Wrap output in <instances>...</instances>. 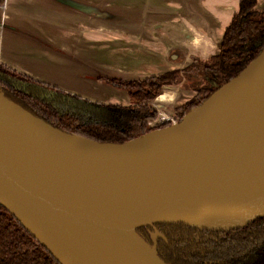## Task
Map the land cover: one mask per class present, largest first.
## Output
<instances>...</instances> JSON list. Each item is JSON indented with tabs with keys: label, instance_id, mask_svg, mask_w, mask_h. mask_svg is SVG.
I'll use <instances>...</instances> for the list:
<instances>
[{
	"label": "water",
	"instance_id": "water-1",
	"mask_svg": "<svg viewBox=\"0 0 264 264\" xmlns=\"http://www.w3.org/2000/svg\"><path fill=\"white\" fill-rule=\"evenodd\" d=\"M264 101V49L180 121L122 143L98 142L41 121L67 140L27 150L0 138V205L59 264H167L138 233L154 225L227 231L264 217V114L251 132V98ZM243 186L208 174L212 154ZM192 178L186 181V177Z\"/></svg>",
	"mask_w": 264,
	"mask_h": 264
},
{
	"label": "crops",
	"instance_id": "crops-1",
	"mask_svg": "<svg viewBox=\"0 0 264 264\" xmlns=\"http://www.w3.org/2000/svg\"><path fill=\"white\" fill-rule=\"evenodd\" d=\"M240 1L0 0V63L91 101L127 105V92L109 80L142 79L208 59ZM255 1L264 11V0ZM62 77L77 85L61 86ZM160 93L165 118L173 102L191 95L171 85Z\"/></svg>",
	"mask_w": 264,
	"mask_h": 264
},
{
	"label": "trees",
	"instance_id": "trees-1",
	"mask_svg": "<svg viewBox=\"0 0 264 264\" xmlns=\"http://www.w3.org/2000/svg\"><path fill=\"white\" fill-rule=\"evenodd\" d=\"M255 0H241L224 30L218 51L181 69L137 80H109L124 88L129 105L84 99L21 74L0 63V94L46 124L98 142L122 143L171 125L155 123L152 104L165 86L190 91L170 109L176 122L235 77L264 49V11ZM118 81V82H116ZM167 264H264V217L235 231L200 232L182 225L137 229ZM0 264H59L16 218L0 205Z\"/></svg>",
	"mask_w": 264,
	"mask_h": 264
},
{
	"label": "bare ground",
	"instance_id": "bare-ground-1",
	"mask_svg": "<svg viewBox=\"0 0 264 264\" xmlns=\"http://www.w3.org/2000/svg\"><path fill=\"white\" fill-rule=\"evenodd\" d=\"M0 107L8 110L14 109L12 105L0 100ZM264 114V101L258 95L254 94L251 98V114H250V128L254 135H257L260 130V120ZM0 138L10 145L17 146L18 149L22 147L27 150L34 148H45L50 150L54 147L70 141L71 144L76 142L87 143L86 140L78 139L75 137H64L57 131L45 126L41 121L28 116L23 112H12L6 124L4 125ZM212 154L211 167L208 174L218 180L224 182L226 187L234 190H239L243 186L242 176L239 170H230L228 165H223L221 154L214 146L209 147ZM192 178V174L186 177V181ZM136 264V263H130Z\"/></svg>",
	"mask_w": 264,
	"mask_h": 264
},
{
	"label": "flooded vegetation",
	"instance_id": "flooded-vegetation-1",
	"mask_svg": "<svg viewBox=\"0 0 264 264\" xmlns=\"http://www.w3.org/2000/svg\"><path fill=\"white\" fill-rule=\"evenodd\" d=\"M194 60V59H193ZM192 60V61H193ZM116 82H118V81H116ZM111 83V82H110ZM113 83H115V81L113 82ZM112 83V84H113ZM115 86H117V87H120L119 85H115ZM120 88H122V87H120ZM124 89V88H123ZM164 89V88H163ZM162 89V90H163ZM125 90V89H124ZM161 90V91H162ZM126 91V90H125ZM160 91V92H161ZM158 93L155 97H154V99H153V101H152V104H153V106L155 107V109L157 110V112L159 113V117H158V119L156 120V122L155 123H157V124H160V123H163V122H166V121H171V123L173 124V123H176V120L172 117V115H171V112H170V109L172 108V106H170L169 107V109L168 110H166L167 112H168V114H169V117L168 118H165L164 116H162V109H161V107H160V105H159V102L157 101V99L158 98H160V96H162V94L161 93ZM190 92V91H189ZM190 94H191V92H190ZM189 98V97H188ZM187 98H185L184 100H186ZM184 100H182V101H179V102H177V103H181V102H183ZM176 103V104H177ZM105 104H112V103H105ZM127 105H129V104H127ZM173 105H175V104H173ZM155 226V225H154ZM242 228V227H241ZM238 229H240V228H238ZM194 230H196V229H194ZM235 230H237V229H234V230H227V231H235ZM197 231H199V230H197ZM200 232H212V231H200ZM214 232H217V233H219V235L218 236H216V237H208L207 238V240H209V241H216L219 237L221 238V234H223V233H225L226 231H214Z\"/></svg>",
	"mask_w": 264,
	"mask_h": 264
},
{
	"label": "rangeland",
	"instance_id": "rangeland-1",
	"mask_svg": "<svg viewBox=\"0 0 264 264\" xmlns=\"http://www.w3.org/2000/svg\"><path fill=\"white\" fill-rule=\"evenodd\" d=\"M143 79V78H142ZM59 84V83H58ZM51 85H53V86H56V85H54V84H51ZM61 86H67V87H73V86H75V85H77L74 81H71L70 80V78L69 77H62V81H61V84H60ZM78 86H79V84H78ZM57 88H58V86H56ZM180 87V86H179ZM60 89V88H59ZM62 90V89H61ZM113 93V92H112ZM112 93H110L109 91H101L100 92V94L101 95H104V97H106V99H108V100H110V101H114L115 99V96H113V94ZM112 94V95H111ZM77 95V94H76ZM78 96V95H77ZM81 97V96H80ZM83 98V97H82ZM84 99H86V98H84ZM89 100V99H88ZM182 100H184V99H182ZM181 100V101H182ZM177 102V101H176ZM179 102V101H178ZM172 104H176L175 102H173ZM173 106V105H172Z\"/></svg>",
	"mask_w": 264,
	"mask_h": 264
}]
</instances>
